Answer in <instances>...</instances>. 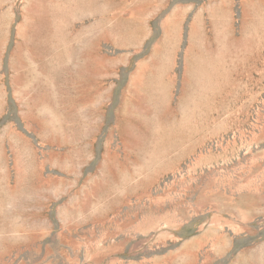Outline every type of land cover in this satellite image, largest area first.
Instances as JSON below:
<instances>
[{
  "label": "rangeland",
  "instance_id": "rangeland-1",
  "mask_svg": "<svg viewBox=\"0 0 264 264\" xmlns=\"http://www.w3.org/2000/svg\"><path fill=\"white\" fill-rule=\"evenodd\" d=\"M0 264H264V0H0Z\"/></svg>",
  "mask_w": 264,
  "mask_h": 264
}]
</instances>
